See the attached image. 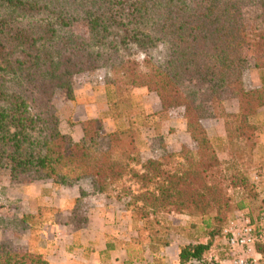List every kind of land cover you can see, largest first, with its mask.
Returning a JSON list of instances; mask_svg holds the SVG:
<instances>
[{
    "label": "trees",
    "instance_id": "trees-1",
    "mask_svg": "<svg viewBox=\"0 0 264 264\" xmlns=\"http://www.w3.org/2000/svg\"><path fill=\"white\" fill-rule=\"evenodd\" d=\"M76 23L87 26L88 39L74 31ZM157 41L164 44L163 59H144L146 73L121 54L122 48L147 50ZM251 64L264 68V0H0V168L15 179L51 180L58 187L88 180L93 193L102 195L114 191L130 174L142 187L145 184L144 191L133 195L134 222L146 220L144 225L150 227V216L160 213L212 214L215 225L206 221L207 241H190L178 252V264H206L213 238L235 216L229 214L248 205L244 201L233 205L227 195L203 119L205 115L224 119L227 145L251 158L256 147L253 120L264 107V83L244 88L243 73ZM101 68L108 70L104 93L110 116L120 123L103 135L100 118L85 120L82 138L73 141L61 132L55 92L67 89L72 99L71 77ZM123 87L154 92L161 103L158 114L183 109L187 132L196 145L197 157L187 161L192 169L168 173L158 159H139L133 118L120 112L132 102L121 97ZM228 98L237 99V113L226 111ZM232 182L254 200L250 191L254 186L246 176L233 175ZM138 200L144 204L140 209L134 203ZM81 203L75 199L66 217L76 229L88 222ZM43 210L19 220L22 232L29 235L28 250L0 242V264H50L39 241L46 212L54 209ZM248 213L257 220L264 214V202L256 213L249 209ZM151 238L145 245L151 252L146 264H165L166 258L155 253L165 251L171 240L162 239L156 246ZM132 241L141 243L140 233L129 240L113 238L107 249H124V264H144L145 259L133 257L128 248ZM257 249L264 264V245ZM228 259L229 253L224 261Z\"/></svg>",
    "mask_w": 264,
    "mask_h": 264
},
{
    "label": "rangeland",
    "instance_id": "rangeland-1",
    "mask_svg": "<svg viewBox=\"0 0 264 264\" xmlns=\"http://www.w3.org/2000/svg\"><path fill=\"white\" fill-rule=\"evenodd\" d=\"M74 31L86 39L90 36L88 28L84 23H76L74 25ZM164 51V44L157 41L153 46L147 48V50L135 46L130 47V49L122 48L121 54L126 59L136 61L139 71L146 73L148 67L144 59H152L156 62L162 61ZM107 74L108 70L101 68L93 72L82 71L72 76V99H74V92L79 90L80 95L76 102H95L98 104L99 109H101L105 102L103 89L104 79ZM263 83L264 68H256L252 64L249 65L243 73L245 90L255 89ZM121 92V97H128L132 101L131 106L130 104L123 105V109L120 112L125 117L131 115L133 118L139 159L143 162L152 158L158 159L164 164V169L168 173H183L192 169L193 167H190L187 161L190 156L193 158L197 157L195 153L196 145L187 132L186 122L183 118V109H170L158 114L157 112L161 110V103L154 92L148 91L145 87H123ZM61 94L63 96L65 95V98L62 100L58 98L56 105L58 103L60 118H67L71 109L67 89L56 90L55 95L59 97ZM125 107H127V111ZM224 107L228 113H237V99H226L224 101ZM100 119L102 120L101 132L105 135L109 133L107 130L108 126L105 123V118ZM115 122L117 127L120 120H116ZM253 122L256 128V147L252 155H250L251 158H247V156H241L238 152L233 151L227 145L224 119L215 118L211 115H205L203 119V125L208 138L219 159V165L216 169L219 170V177L223 179V186L225 187L227 195L231 198L232 204L237 205L240 201H244L248 205L247 208L256 213L264 202V187L262 188L264 182L259 184L254 178L255 175H263L264 107L260 109V112L254 118ZM72 126L73 124L71 123L69 127H62L61 130L66 129L68 132L67 129L72 130ZM65 135L75 141L76 134L73 131L71 134L65 133ZM259 145H262V147ZM167 155L170 158L165 159ZM131 165L135 170L142 171L140 165ZM233 175H243L248 178L249 184L254 186L253 190H250L252 191L251 195H254V200H250L251 197L247 196L248 191H244L242 187H235L233 185ZM27 179V177L15 179L11 177L8 169L0 168V242L9 244L13 248L22 251L28 250L27 243L29 241V235L22 232V226L18 225L20 224L19 220L24 214H33L32 211L37 210L38 206L41 207L44 204L43 201L49 200L41 197L40 186L38 185L40 184V180L28 182ZM77 185H80L78 188L84 194L81 205L84 207L85 217L92 219L93 216L98 215L97 211L102 209L106 225L109 227V231L114 239H123L124 237L126 240L130 237L137 238L140 233L141 243L129 242L128 248L132 250L133 257L138 256L143 260L145 259L144 264L151 257V252L149 249H146V246L152 240L151 237L157 241L156 246H158V243L161 244L162 239H170L174 247L172 250H169L168 256L175 261L176 244L183 245L189 243L191 240L206 242L210 231V228L206 225V221L209 220L210 226L215 225L212 214L205 217H191L181 213H160L159 216H150V227L144 225L147 224L146 220H143L144 224H142V221L134 222L132 220V215L135 211L133 195L144 191L145 184L142 187L141 182L136 178H132L130 174H126L116 184L114 191H109L107 195H93V190L88 180H82ZM155 187L153 184L150 185L151 190H154ZM57 191L59 192L56 196L52 197L49 203L65 205L69 199L74 197L76 190L73 188H58ZM134 203H136L138 209L144 205L140 200ZM248 209L245 210L248 211ZM239 211V209H235L229 215H236ZM52 212H56L60 218L59 220L62 222L66 220V217H68L66 215L69 213L67 210L62 211L61 209L59 211H51L50 213ZM138 217L139 215H136L134 218L138 219ZM156 219H160L162 224L157 225L154 221ZM222 234L213 238V248L205 260L206 264H229L228 261H224L228 257V253ZM163 253H165L164 248H161L155 255L157 257L163 255L167 259L166 254ZM175 263L178 264V262Z\"/></svg>",
    "mask_w": 264,
    "mask_h": 264
},
{
    "label": "crops",
    "instance_id": "crops-1",
    "mask_svg": "<svg viewBox=\"0 0 264 264\" xmlns=\"http://www.w3.org/2000/svg\"><path fill=\"white\" fill-rule=\"evenodd\" d=\"M104 90V89H103ZM104 93V92H103ZM80 95V91L77 90L74 92V99H68L70 102V113L67 118L61 117L60 120V129L62 127H69V124H73L71 127L72 130L66 129L61 130L62 133H69L73 131L76 134L75 141H79L82 136V127L81 123L88 119H97L105 118V123L107 124L108 132L115 130V119L110 116V108L107 102L105 93V102L102 105V108L99 109L98 104L95 102H76ZM62 100L65 98L63 94L55 95L53 98V103L55 104L58 110L57 100ZM59 112V111H58ZM60 117V116H59ZM262 147V145H259ZM263 175H255V180L257 183L261 184L264 182V165ZM40 193L41 197L49 199L43 201L44 204L37 208V210L32 211L33 214H37L41 209L48 208L59 211L67 210L69 213L66 216H70L71 208L73 201L75 199H83L81 195V189L78 188L80 185H74L71 187L55 186L51 180H40ZM264 185L262 184V188ZM58 188H73L75 189L74 197L69 199L65 205H60L58 203H49L53 196H56L59 191ZM78 188V189H77ZM93 195H102L95 194ZM70 205V207H69ZM69 207V208H68ZM47 210V209H44ZM43 210V211H44ZM53 210V211H54ZM46 212V211H44ZM98 215L93 216L92 219H88L86 225L82 228L76 229L73 225H70L66 220L60 221L59 217L53 213H48V216H45V223L40 229V241L39 246L42 248L45 255V259L50 264H124V261L127 258L126 251L119 247L107 249V245L113 242V235L109 231V227L106 225V220L102 209L97 211ZM88 218V217H87ZM123 240H126L125 237ZM129 240V239H127ZM192 241V240H191ZM181 244H176V257L175 261L169 258L168 252L174 247L173 243L165 249L167 256L166 264H176L178 262V252Z\"/></svg>",
    "mask_w": 264,
    "mask_h": 264
},
{
    "label": "built area",
    "instance_id": "built-area-1",
    "mask_svg": "<svg viewBox=\"0 0 264 264\" xmlns=\"http://www.w3.org/2000/svg\"><path fill=\"white\" fill-rule=\"evenodd\" d=\"M229 264H261L257 247L264 245V214L253 220L247 210L239 211L223 229Z\"/></svg>",
    "mask_w": 264,
    "mask_h": 264
}]
</instances>
